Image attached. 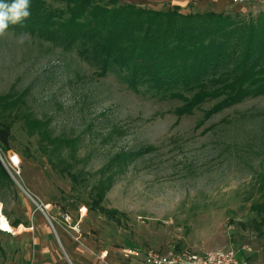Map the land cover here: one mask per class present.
Returning <instances> with one entry per match:
<instances>
[{
  "label": "rangeland",
  "instance_id": "374dc122",
  "mask_svg": "<svg viewBox=\"0 0 264 264\" xmlns=\"http://www.w3.org/2000/svg\"><path fill=\"white\" fill-rule=\"evenodd\" d=\"M117 1L164 9L175 0ZM260 10V3L226 1L224 11L246 19ZM20 37L0 35V94H9L11 104L0 118L12 123L9 149H0L10 179L0 191V215L11 229L0 230V264H46L49 255L52 264H79L84 255L87 264H136L120 259L121 246L198 252L230 246L247 264H264V227L257 232L250 210L264 194L256 178L264 165V94L209 115L219 99L204 97L184 105L185 112L177 97L152 95L144 85L134 91L73 52ZM22 114L47 123L53 136L75 139L74 159L66 148L60 154L72 171L86 173L84 181L72 184L61 174L36 133H27ZM144 146L101 203L124 217L116 223L91 209L98 168L120 149ZM9 152L19 158L13 170ZM103 249L106 263L97 257Z\"/></svg>",
  "mask_w": 264,
  "mask_h": 264
},
{
  "label": "trees",
  "instance_id": "16d2710c",
  "mask_svg": "<svg viewBox=\"0 0 264 264\" xmlns=\"http://www.w3.org/2000/svg\"><path fill=\"white\" fill-rule=\"evenodd\" d=\"M29 4L30 17L5 31L28 34L73 52L102 76L111 73L134 91L144 85L152 95L185 101L182 108L204 97L219 99L207 115L264 94V10L244 19L238 11L181 12L177 5L160 9L117 0H29ZM9 97L0 94V114L11 108ZM21 117L27 133L35 132L40 139L42 152L61 165V174L72 184L86 179V173L72 171L60 154L66 148L67 156L74 159L75 139L53 136L44 121L26 114ZM11 124L0 118L2 151L9 149ZM147 149H120L98 168L89 190L91 209L116 223L124 217L101 204L104 194L131 160ZM256 178L264 187V165ZM3 187H10V179L0 163V191ZM250 210L260 233L264 194Z\"/></svg>",
  "mask_w": 264,
  "mask_h": 264
},
{
  "label": "built area",
  "instance_id": "2783aa9c",
  "mask_svg": "<svg viewBox=\"0 0 264 264\" xmlns=\"http://www.w3.org/2000/svg\"><path fill=\"white\" fill-rule=\"evenodd\" d=\"M229 4L260 3L264 6V0H226ZM6 164L13 170L19 164L18 156L9 152L6 157ZM84 208L79 209V213H84ZM242 250L249 251L241 246ZM239 251L232 247H222L205 251H190L187 249H171L156 251L149 248L136 246H121L118 255L122 258L141 260L144 264H247L245 259L237 257ZM106 251L98 254V258L106 263ZM118 264V263H110Z\"/></svg>",
  "mask_w": 264,
  "mask_h": 264
},
{
  "label": "clouds",
  "instance_id": "9594fccd",
  "mask_svg": "<svg viewBox=\"0 0 264 264\" xmlns=\"http://www.w3.org/2000/svg\"><path fill=\"white\" fill-rule=\"evenodd\" d=\"M29 0H0V35L4 34L9 25L22 24L30 17ZM24 34H21V42Z\"/></svg>",
  "mask_w": 264,
  "mask_h": 264
},
{
  "label": "crops",
  "instance_id": "0c3cea01",
  "mask_svg": "<svg viewBox=\"0 0 264 264\" xmlns=\"http://www.w3.org/2000/svg\"><path fill=\"white\" fill-rule=\"evenodd\" d=\"M174 5H177L180 7V9L182 7H185L186 4L188 3L189 6H187L188 10L186 12H196V11H208V10H212V11H224L225 10V3L226 0H175ZM181 11V10H180ZM184 10H182L181 12H183ZM104 250V249H103ZM101 250V251H103ZM99 251V253L101 252ZM49 260L46 261V264H52L51 262V255H49ZM82 258H80V260H76L79 261V264H87L86 261H88L87 259H85L84 257H86V255L81 256ZM98 257V255H97ZM120 259H124L121 256H119ZM130 260V262H134L136 264H144L141 260H135V259H131V258H125ZM122 261V260H121ZM54 263V262H53ZM94 263V262H93ZM113 263H118V262H113ZM56 264V263H54ZM118 264H121L120 262Z\"/></svg>",
  "mask_w": 264,
  "mask_h": 264
},
{
  "label": "bare ground",
  "instance_id": "6f19581e",
  "mask_svg": "<svg viewBox=\"0 0 264 264\" xmlns=\"http://www.w3.org/2000/svg\"><path fill=\"white\" fill-rule=\"evenodd\" d=\"M0 230L5 232L11 231L8 223L6 222V219L1 215H0Z\"/></svg>",
  "mask_w": 264,
  "mask_h": 264
}]
</instances>
